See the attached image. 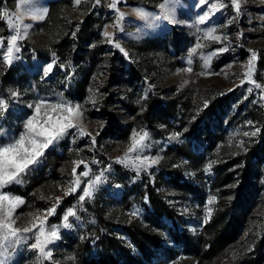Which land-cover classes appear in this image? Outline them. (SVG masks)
I'll list each match as a JSON object with an SVG mask.
<instances>
[{
	"label": "rangeland",
	"instance_id": "374dc122",
	"mask_svg": "<svg viewBox=\"0 0 264 264\" xmlns=\"http://www.w3.org/2000/svg\"><path fill=\"white\" fill-rule=\"evenodd\" d=\"M53 1L33 0L31 4H25L24 0H0V38H3L0 99L8 104L7 110L0 115V145L19 139L26 131L24 125L29 117H34L36 124L48 120L49 116L55 122L61 113L51 111L47 105L69 101L72 105H80L81 112L74 121L76 127L68 129L65 135L45 148L21 175L22 183L3 188V193L23 200L13 213L14 226L31 228L35 223L37 228L29 233L21 232V237L26 238L8 247L0 259L5 264H87L90 259H94L95 264H183V245L178 234L183 230L190 235L196 234L210 217L216 201L210 187L215 165L220 160H230L246 143L256 141L260 136V123L250 116L251 110H264V0H239L238 13L230 6V0H211L226 7L204 24H198L197 18L208 10V5L197 8L195 5L199 0H117L116 9L110 7L113 0H100L99 3L97 0L60 1L52 7L48 26L53 30L69 28L70 37L76 35L84 21H88L91 30L98 31L96 38L89 42V48H103L81 95L73 94L82 73L81 65L73 57L78 49L76 43L70 51L57 48L52 42L38 45L45 28L40 24L46 20ZM162 4L167 6L169 20L149 23V19L134 11L140 10L148 18L159 16L164 11L160 7ZM118 12L124 13L122 21L117 19ZM33 15L43 18L32 19ZM9 22L29 25L20 33L23 39L18 40L19 52L11 64L2 60L3 51L7 50V38L16 34L9 29ZM116 24L119 27H115ZM209 28H214V35L221 39L205 38ZM105 31L111 36L106 37ZM197 43L203 47L197 48L189 57V50ZM114 51L123 59L125 70L131 65L139 74L135 78L132 76L124 89L115 85L109 88L117 94L109 104L112 111H122L118 103L126 93L139 103L146 98L147 92L161 97L185 92L190 96L195 115H200L197 110L211 99L229 95L228 104L223 108L219 139L212 144L206 140L196 143L183 131L181 125L186 126L187 121L180 125L172 120L169 127L161 124L157 132L138 127L137 123L126 138L110 132L111 122L103 117L100 108L109 100L108 91L104 89L107 82L105 66L107 57ZM253 53L251 76L246 79ZM209 56L205 67V57ZM53 60L55 64L45 76L44 69ZM188 68L191 71H187ZM257 84L260 87H256ZM12 92L17 95L13 97ZM42 100L45 105L36 114L34 106ZM137 106L139 112L142 107ZM80 129L86 134L80 135ZM143 132L148 133L144 142L148 146L128 155L141 160L144 157L158 159L157 163L141 167L137 172L118 161L125 157L133 138L139 139L136 133L142 135ZM177 133L179 135L173 139ZM30 139L26 137L25 147H31ZM38 139L42 142V138ZM179 148H183L181 154L177 153ZM53 160L58 164L55 168ZM81 161L83 163H79ZM208 165H211L210 170L205 171ZM52 168L55 175L49 177ZM85 171L88 176H80ZM102 172L101 182L92 195L81 201L84 186ZM167 172H172L171 178ZM37 173L49 177L46 181L49 183L44 190L39 187L37 204H32L29 193L31 200L25 203L26 197L20 191L28 188L32 175ZM77 176H80V186L65 195ZM170 179L178 185L175 181H167ZM261 179L264 189V172ZM147 184L174 212L173 218L160 213L158 223L150 222L146 208V205L150 206L145 190ZM57 198H60L59 203ZM54 205V213L48 215L47 210ZM69 209H74L75 215L68 216L67 224L71 226L65 227L63 218ZM40 221L44 222L46 231L52 226L58 231L59 238L46 247L50 255L31 248L36 242L34 233L39 230ZM250 222L255 231L264 225L263 194L259 195ZM138 228L154 234L155 239L143 243L131 234V231L136 234ZM85 243L87 246L83 247Z\"/></svg>",
	"mask_w": 264,
	"mask_h": 264
},
{
	"label": "trees",
	"instance_id": "16d2710c",
	"mask_svg": "<svg viewBox=\"0 0 264 264\" xmlns=\"http://www.w3.org/2000/svg\"><path fill=\"white\" fill-rule=\"evenodd\" d=\"M60 1L62 0H54L50 3L49 14L46 20L40 24V27L45 28L41 31L38 45L43 46L52 42V44L55 43L53 44L55 47H64L66 51H70L73 43H76L78 49L73 57H75V62L81 65L82 73L81 79L75 84L73 94L81 95L85 91L89 73L97 63L103 48L98 50L89 48V42L96 38L98 31L93 32L88 26V21H84L76 35L70 37L68 36L69 28L53 30L48 26L52 7ZM107 58L105 66L107 82L104 89L108 91L109 100L102 103L100 112L111 122L108 127L110 132L113 131L118 136L126 138L135 123L138 127L143 126V128L157 132L161 124L169 127L175 121L179 124L182 121H187L186 126L180 125L186 136L192 141L197 143L206 140L208 144H212L216 139H219L223 122V108L228 104L229 95L211 99L199 111L197 110L200 115H195L191 108L190 96L185 92L165 97L147 92L146 98H143L139 103L134 101L133 96L126 93L125 98H122L118 103L122 106V111H112L109 104L113 103L117 94H113V90L110 92L109 88L115 85L124 89L132 79L131 77H137L139 72L131 65H128L129 68L125 70L124 61L118 56L117 51ZM138 104L142 107L139 112H137ZM251 113L250 118L260 123L259 139L249 141L239 154L230 160H220L215 165L210 187L215 194L216 201L210 217L196 234L190 235L184 230L178 234L183 245V264H264V225L255 231L250 222V215L259 202V195H264L263 184L261 185V176L264 172V110L262 108L258 111L251 110ZM182 152L183 148L177 150L178 154ZM187 153L189 155V152ZM189 156L192 158L191 155ZM56 165L58 164L54 161V168ZM54 168H52V172H49V177L55 175ZM40 173L32 175V181L28 183V188L20 191L21 195L26 197L25 203L29 202L30 198L27 194L29 193L32 204H37L39 187H41L40 190L47 188L49 182L46 181L49 177L46 178V175ZM167 173L168 175L172 174V172ZM170 175L169 178H171ZM160 177L164 181L163 176L160 175ZM167 181L174 182L175 180ZM180 186L182 185L180 184ZM145 190L150 203V206L146 205L150 222L158 223L157 217L160 213L173 218L174 212L167 208L155 189L147 184ZM136 192L139 193V190ZM131 234L143 243L153 241L156 237L146 229L139 228L136 230V234L133 231ZM82 245L83 247L87 246L86 243ZM86 263L95 264L96 261L90 259Z\"/></svg>",
	"mask_w": 264,
	"mask_h": 264
},
{
	"label": "snow or ice",
	"instance_id": "6c2138e0",
	"mask_svg": "<svg viewBox=\"0 0 264 264\" xmlns=\"http://www.w3.org/2000/svg\"><path fill=\"white\" fill-rule=\"evenodd\" d=\"M33 0H24L25 4H31ZM79 2V0H77ZM100 0H97L99 3ZM204 5H208V10L204 11L203 15L198 16L197 23L204 24L209 21L218 11L222 10L226 7L225 4L221 3L217 5L216 3H212L211 0H199V2L195 5L197 8H201ZM230 6L233 7L237 13L240 10V3L239 0H230ZM110 7L116 9L117 7V0H113L110 4ZM164 11L159 16H153L148 18L142 11H137L141 16H144L146 19H149V23L153 20H169L170 17L167 14V6L166 4H162L160 6ZM46 12V9H44ZM42 15H33L32 19H42ZM124 13L118 12L117 19L123 20ZM115 27H119L118 24L114 25ZM9 29L16 34L10 35L7 38V50L3 51L2 60L3 62L11 64L12 61L16 58V53L19 52L18 47V40L23 39V35H21V31L25 30L29 27L26 24H17L9 22L8 25ZM214 28H209L207 32H205L204 37L207 39L212 40H220V36L214 35L215 33ZM104 35L106 37H110L111 34L105 31ZM224 39H227L225 36ZM111 42V40L109 41ZM117 48L120 47L119 44L115 45ZM203 47L202 44L197 43V45L189 50V57L194 54L197 48ZM3 50V38H0V51ZM123 51V49H121ZM220 51H224V49H220ZM209 57H205V64L204 66H208ZM255 60V53L251 60L249 61L248 65V72L246 73V79H250L251 71H252V64ZM191 60L189 59V63ZM53 64H55V60L52 63L48 64L47 67L44 69L45 76L52 70ZM230 67V66H229ZM187 71H191V68L186 69ZM243 83V81H242ZM256 87H260V85H256ZM251 91V89H249ZM11 95L15 97L17 95L16 92H12ZM42 105H45V101H41L34 106L35 113L39 114L41 111ZM8 104L4 99H0V115L3 114V111L7 110ZM30 107H33L30 105ZM53 112H59L61 115L59 118L53 122L52 117L49 116L48 120L43 121L40 124H36L34 117H29V119L25 122V132L22 133L19 139L14 140L13 142L7 145H0V246H2L3 250L0 251V256H3L8 247H12L15 244L19 243L21 239L26 237H21L20 233H29L32 232L33 229L37 228L35 223L32 224V227H25L23 229L16 228L15 220L13 219V213L20 204L23 203V200L19 197L10 196L9 194L3 193V188L12 183H22L20 179L21 175L29 168L30 165L36 162L37 157L42 155L43 150L47 148L50 144L54 141L60 139L63 135H65L70 128L76 127L75 119L81 115L80 112V105H72L69 101H61L55 105H47ZM66 112L67 115H63ZM85 131L80 129V135H85ZM255 135V133H251ZM139 136V139L133 138L132 146L128 148L125 157L119 159L118 162L125 164L128 167L135 168L137 172L141 167H148L151 164L157 163V159H151L144 157L141 160L139 157L135 159L130 157L128 153L133 151H141L146 148L148 145L144 142L148 139V133L143 132V134L136 133ZM179 134L177 133L172 138L175 139L176 136ZM244 135H249V133H244ZM26 137H31L30 144L31 147H25V140ZM38 138H42V142ZM94 142V140H93ZM79 163H83L82 161ZM211 165H208L205 168V171L210 170ZM75 173V169H73ZM80 176H88V172L80 173ZM80 176H77L76 180L73 182V186L69 188V190L65 193V195H70L71 192H74L77 187L80 186ZM103 176V172L97 176L95 179H90L87 184L83 188V194L80 196V200L83 201L86 197H90L96 187V185L101 182V178ZM59 199L57 198V203H59ZM214 200V198H212ZM209 201V203L212 202ZM55 211V205L53 208L47 210V214L51 215ZM208 213H211V209H207ZM135 214V213H134ZM75 215L74 209H69L67 215L63 218L65 221L64 226L70 227L71 225L67 224L68 216ZM46 219V217H45ZM43 221H40V228L37 232L34 233V237L36 242L31 245L33 249H39L43 255H50V253L46 252V247L48 244H51L54 240L58 239V231L56 226H52L51 230L46 231L43 227ZM0 264H5L3 259H0Z\"/></svg>",
	"mask_w": 264,
	"mask_h": 264
}]
</instances>
